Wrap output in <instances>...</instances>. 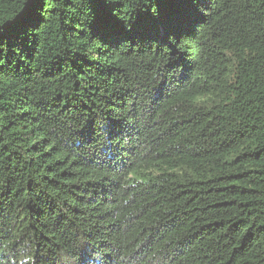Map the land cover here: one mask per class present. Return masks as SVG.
Segmentation results:
<instances>
[{
	"label": "trees",
	"instance_id": "16d2710c",
	"mask_svg": "<svg viewBox=\"0 0 264 264\" xmlns=\"http://www.w3.org/2000/svg\"><path fill=\"white\" fill-rule=\"evenodd\" d=\"M0 0V264H264V0Z\"/></svg>",
	"mask_w": 264,
	"mask_h": 264
},
{
	"label": "snow or ice",
	"instance_id": "6c2138e0",
	"mask_svg": "<svg viewBox=\"0 0 264 264\" xmlns=\"http://www.w3.org/2000/svg\"><path fill=\"white\" fill-rule=\"evenodd\" d=\"M157 7L150 15L141 20V24L151 28L166 31L179 23V19L167 11L168 7L175 4L194 5L198 0H155Z\"/></svg>",
	"mask_w": 264,
	"mask_h": 264
}]
</instances>
